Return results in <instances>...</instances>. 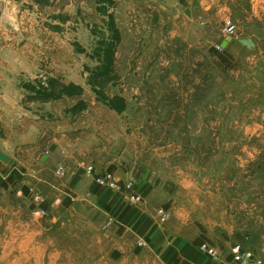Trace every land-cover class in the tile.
Masks as SVG:
<instances>
[{
  "label": "rangeland",
  "instance_id": "1",
  "mask_svg": "<svg viewBox=\"0 0 264 264\" xmlns=\"http://www.w3.org/2000/svg\"><path fill=\"white\" fill-rule=\"evenodd\" d=\"M227 21L240 38L220 50ZM0 68L10 98L64 99L91 174L118 167L264 263V0H0ZM110 206L42 221L0 196V264H161Z\"/></svg>",
  "mask_w": 264,
  "mask_h": 264
},
{
  "label": "crops",
  "instance_id": "2",
  "mask_svg": "<svg viewBox=\"0 0 264 264\" xmlns=\"http://www.w3.org/2000/svg\"><path fill=\"white\" fill-rule=\"evenodd\" d=\"M229 43L223 41V48ZM3 75L0 68V150L10 161H0V196L16 193L26 201L31 216L40 215L42 221L52 209L66 210L90 199L99 208L111 204L121 237L147 241V247L156 253L161 264H233L230 249L238 242L213 245L206 230L196 223L193 206L168 196L156 203L149 191L129 204L120 193L99 186L96 178L100 175L109 173L123 182L129 180V175L114 166H96L89 174L90 162L83 160L76 147L77 139L68 140L71 129L64 99L25 103L10 98L12 85ZM52 146L54 151H50ZM45 157L47 160L43 161ZM60 168L64 169L62 175L58 173ZM124 204L125 209L119 211ZM157 208L168 212L166 222L155 215ZM206 243L219 249V259H211L204 252L201 247Z\"/></svg>",
  "mask_w": 264,
  "mask_h": 264
},
{
  "label": "built area",
  "instance_id": "3",
  "mask_svg": "<svg viewBox=\"0 0 264 264\" xmlns=\"http://www.w3.org/2000/svg\"><path fill=\"white\" fill-rule=\"evenodd\" d=\"M223 36L224 42H234L239 40L240 38L239 31L236 25H234L231 21H227L225 23ZM222 49L223 46L221 45L220 50ZM92 170V167H88L89 174L92 173ZM58 173H60L61 175L64 174V169L60 168L58 170ZM96 182L101 187L110 188L120 193L129 204H132L131 202H137L139 200V197H137V195L130 193L133 190L132 182L123 184L124 182L122 183L121 181L116 180L113 175L109 173L98 176L96 178ZM158 216L161 222H166L169 218L168 212L163 209L158 211ZM113 217H115V215ZM138 245L139 247H144L146 246V241L140 240L138 242ZM201 248L211 259L217 260L220 258V251L217 247L206 243L203 244ZM230 253L233 257V264H264L260 257L256 256L251 251L245 250L244 247L239 243L231 247Z\"/></svg>",
  "mask_w": 264,
  "mask_h": 264
},
{
  "label": "water",
  "instance_id": "4",
  "mask_svg": "<svg viewBox=\"0 0 264 264\" xmlns=\"http://www.w3.org/2000/svg\"><path fill=\"white\" fill-rule=\"evenodd\" d=\"M226 44L224 45V47H226ZM54 149H55V146H52L50 148V151H54ZM46 160H47V158L45 157L43 159V161H46ZM0 161L3 162V163H8L10 161V158L4 152H2L1 150H0Z\"/></svg>",
  "mask_w": 264,
  "mask_h": 264
},
{
  "label": "trees",
  "instance_id": "5",
  "mask_svg": "<svg viewBox=\"0 0 264 264\" xmlns=\"http://www.w3.org/2000/svg\"><path fill=\"white\" fill-rule=\"evenodd\" d=\"M216 56H220V55H218V54L216 53ZM221 59H223V58H221ZM123 214H124V212L120 215V218H122Z\"/></svg>",
  "mask_w": 264,
  "mask_h": 264
}]
</instances>
